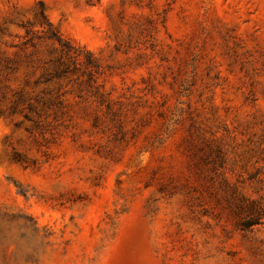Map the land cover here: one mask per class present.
<instances>
[{
	"label": "rangeland",
	"instance_id": "1",
	"mask_svg": "<svg viewBox=\"0 0 264 264\" xmlns=\"http://www.w3.org/2000/svg\"><path fill=\"white\" fill-rule=\"evenodd\" d=\"M0 264H264V0H0Z\"/></svg>",
	"mask_w": 264,
	"mask_h": 264
},
{
	"label": "trees",
	"instance_id": "2",
	"mask_svg": "<svg viewBox=\"0 0 264 264\" xmlns=\"http://www.w3.org/2000/svg\"><path fill=\"white\" fill-rule=\"evenodd\" d=\"M53 36H55V38L57 39L58 42H61V38L59 36H57L55 34Z\"/></svg>",
	"mask_w": 264,
	"mask_h": 264
}]
</instances>
